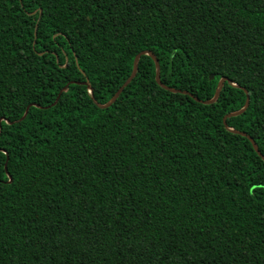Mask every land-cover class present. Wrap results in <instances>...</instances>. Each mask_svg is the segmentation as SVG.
<instances>
[{
	"label": "trees",
	"instance_id": "trees-1",
	"mask_svg": "<svg viewBox=\"0 0 264 264\" xmlns=\"http://www.w3.org/2000/svg\"><path fill=\"white\" fill-rule=\"evenodd\" d=\"M0 120V264H264V0H0Z\"/></svg>",
	"mask_w": 264,
	"mask_h": 264
},
{
	"label": "water",
	"instance_id": "water-1",
	"mask_svg": "<svg viewBox=\"0 0 264 264\" xmlns=\"http://www.w3.org/2000/svg\"><path fill=\"white\" fill-rule=\"evenodd\" d=\"M40 13H41V11H40ZM32 14H35V13H32ZM35 29H36V27H35ZM35 34H36V33H34V36H35ZM144 55L149 56V57L154 61V65H155V81H156V83H157L160 87L164 88L165 90H169V91H171V92H175V93L177 92V93H183V94H185V95H189V96H190L191 98H193L195 101H197V102H199V103H202V104H205V105H210V104L214 103V102L218 99L219 94H220V92H221V90H222L224 84H225L226 82H228L227 79H224V78H223V79H220V81H219V83H218V85H217V89H216V92H215V95H214L213 99H211V100H209V101L201 102V101H199L198 99L194 98L192 95L188 94L187 92H182V91H179V90H172V89H169V88L163 86V85L161 84V81H160V68H159L158 60L155 58V56H154L152 53H149V52H142V53H139L138 55H136V57H135V59H134V62H133L132 72H131L130 76L128 77V79L123 83V85L117 90V92L114 94V96H113V97H112V98H111L106 104L101 105V104H98V103L95 101L94 97L92 96V89H91L90 84H89V82H88L87 80H86L84 83H82V85H84V86L87 87L88 93L90 94L91 99H92V101H93V103H94V105H95L96 107H98L99 109H106V108H109V107H110V106H111V105L117 100V98L120 96V94L122 93V91H123V90H124L129 84H130V82H131V81L134 79V77L136 76L139 59H140L141 56H144ZM212 78H213V77L210 76L209 79H212ZM234 86H236V85H234ZM67 87H68V85H66V86L60 91L58 97L56 98L55 102H54L51 106H55V105L57 104V102H58V100H59V97H60L61 93H63V92L67 89ZM246 94H247V93H246ZM248 106H249V97L247 96V97H246V101H245V105H244V107H243L241 110H239V111H237V112L230 113L229 115H227L226 117H224V119H223V124H224V126L226 127V119H227L228 117H234V116H237V115L242 114V113L248 108ZM30 107H38V106H37V105H29V106L26 108L25 113H24L23 117L20 119V121H22L23 119H25V117H26V115H27L28 110H29ZM47 108H49V107H46V109H47ZM0 123H1V120H0ZM6 124L10 125V124H12V123L6 121ZM228 130L231 131V132H234V133H238V134L241 135L242 137L247 138L248 141L251 143L252 148H253V150L255 151V153H256V154L262 159V161L264 162V156L260 153V151H259V149H258L256 143L254 142V140H253L250 136H248V135H246L245 133H242V132H235L234 130H232V129H230V128H228ZM2 153H5V152L2 151ZM6 158H7V157H6ZM4 168H5V171H6V165H5ZM9 179H10V178H9ZM9 182H10V180H9Z\"/></svg>",
	"mask_w": 264,
	"mask_h": 264
}]
</instances>
